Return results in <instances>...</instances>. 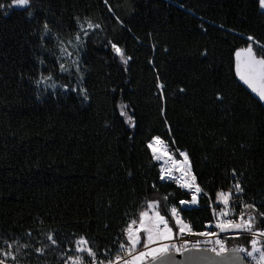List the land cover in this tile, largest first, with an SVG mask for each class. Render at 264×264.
Wrapping results in <instances>:
<instances>
[{
	"label": "trees",
	"instance_id": "trees-1",
	"mask_svg": "<svg viewBox=\"0 0 264 264\" xmlns=\"http://www.w3.org/2000/svg\"><path fill=\"white\" fill-rule=\"evenodd\" d=\"M77 18L101 25L80 53L88 102L34 83L50 71L60 86L77 83L73 70L59 72L57 41L49 37L42 48L40 40L47 20L66 42ZM249 35L264 44L258 0H32L30 8L0 11V246L19 238L32 245L20 264H61L73 233L101 251L115 250L113 242L147 199L172 194L167 204L177 207L190 199L174 181L159 180L147 148L157 135L188 153L213 200L239 179L242 199L264 212V101L235 75L234 52ZM109 39L131 57L127 65ZM120 102L134 127L120 115ZM240 199L232 205L238 213ZM181 214L193 230L204 229L212 221L208 197ZM49 231L60 247L36 254ZM250 239L244 234L227 244Z\"/></svg>",
	"mask_w": 264,
	"mask_h": 264
},
{
	"label": "snow or ice",
	"instance_id": "snow-or-ice-1",
	"mask_svg": "<svg viewBox=\"0 0 264 264\" xmlns=\"http://www.w3.org/2000/svg\"><path fill=\"white\" fill-rule=\"evenodd\" d=\"M31 2L32 0H11L10 5L0 3V11L6 8L27 9L31 7ZM104 2L107 4L108 0ZM258 4L259 8L264 10V0H258ZM109 11H112L111 7ZM28 16L32 17L33 12L28 11ZM117 20L123 24L119 17ZM98 29H101L99 23H93L87 18L81 22L77 18V31L65 42L52 33L45 20L40 33L42 48L45 47V40L49 37L57 41L59 54L55 55V63L59 72L71 76L70 70H74L77 76V83L71 86L61 85L62 91L77 93L82 97V102H88L90 97L87 89L82 86L84 70L81 67L80 53L85 49L90 35ZM247 40L249 43L246 47L237 48L234 52L235 75L253 93H256L261 101H264V44L251 35ZM107 44L119 57L120 62L127 65L131 57L125 54V50L111 39ZM73 52H75L74 58ZM38 63L45 65V60L38 58ZM34 83L38 87L44 85L45 88L53 90L57 87L51 71L47 75L41 72L39 79ZM157 88L162 89L163 85L158 83ZM180 91L183 92L184 89L181 88ZM216 98L218 101L223 99L219 93ZM117 107L120 109V115L125 117L124 122L134 127L133 116L126 111L128 105L120 102ZM161 111L163 114L164 110ZM165 123L167 124V121ZM172 143L174 144L175 141L173 140ZM147 148L151 152L152 160L160 162L159 180L174 181L178 188L190 194L191 198L181 199L179 208L175 204L170 206L167 204L172 194L165 195L162 198L163 203L161 199H147L142 209L134 213V218L130 219L122 229V238L113 242L116 245L115 250L105 247L101 251L99 245L93 244L85 235L76 236L73 233L74 239L68 241L59 253L61 264H181L176 259L177 255L184 257L183 264H264V228L258 227L260 222H264V212H261L255 203H248L242 199L245 189L239 179H235V183L227 190H217L213 200L210 193L205 192L197 182L186 151L176 148L175 153L182 158L177 159L175 153L169 149L168 143L158 135L147 142ZM232 176L236 177L235 169L232 170ZM152 187L156 188V184L153 183ZM201 196L208 197V207L211 208L212 218L215 220L214 226L218 231H212V225L209 223L205 226L208 230L195 232L192 225L181 216V211L185 208L198 207ZM235 197H241L239 201L241 210L238 217L229 218L234 214L232 205ZM220 233L230 234L228 238L231 239H239L247 234L251 239L247 244L228 247L227 239L220 238ZM25 235L31 237L32 230H28ZM189 236L197 239H187L186 237ZM200 237L203 240L199 239ZM45 239L47 242L41 240L40 246L34 247L36 254L44 255L46 251L60 247L55 233L49 231ZM202 244L204 247L201 246ZM30 247H32L30 243H22L19 238L11 242L4 240L0 246V264H8L9 261L12 264H20Z\"/></svg>",
	"mask_w": 264,
	"mask_h": 264
},
{
	"label": "built area",
	"instance_id": "built-area-1",
	"mask_svg": "<svg viewBox=\"0 0 264 264\" xmlns=\"http://www.w3.org/2000/svg\"><path fill=\"white\" fill-rule=\"evenodd\" d=\"M180 207V205L178 206V208ZM193 207H196V206H193ZM188 208H191V207H188ZM181 216H182V214H181ZM239 216V213L238 212H236L235 210H234V214H233V216L232 217H229V218H235V217H238ZM209 223H211V225H212V227H211V230L212 231H218L216 228H215V220L212 218V221H210V222H208V223H206L205 224V226L207 225V224H209ZM205 230H208L206 227H204V229H202V230H200V231H205ZM195 232H200V231H197V230H194ZM220 235V238H222V239H227L229 236H230V234H227V233H220L219 234ZM187 239H191V240H194V239H197V237H192V236H189V237H186ZM199 239H201V240H203V238L202 237H200ZM202 247H204V245L202 244L201 245ZM227 246H228V244H227ZM250 259V258H249Z\"/></svg>",
	"mask_w": 264,
	"mask_h": 264
},
{
	"label": "water",
	"instance_id": "water-1",
	"mask_svg": "<svg viewBox=\"0 0 264 264\" xmlns=\"http://www.w3.org/2000/svg\"><path fill=\"white\" fill-rule=\"evenodd\" d=\"M13 9H21V8H13ZM234 60H235V59H234ZM237 80H238L242 85H244L248 90L252 91L247 85H245L241 80H239L238 77H237ZM254 95H255L256 97H258V96L256 95V93H254ZM258 98H259V97H258ZM176 259H177L178 261H180L181 264H183L184 257H183L182 255H177Z\"/></svg>",
	"mask_w": 264,
	"mask_h": 264
},
{
	"label": "rangeland",
	"instance_id": "rangeland-1",
	"mask_svg": "<svg viewBox=\"0 0 264 264\" xmlns=\"http://www.w3.org/2000/svg\"><path fill=\"white\" fill-rule=\"evenodd\" d=\"M74 56H75V52H73V58H74ZM65 62H67V61H65ZM74 71V70H73ZM49 83H51V81L49 82ZM43 87H45L44 85H42ZM56 89H61V86L57 83V87H56ZM169 149L171 150V151H173L174 153H175V151L174 150H172L170 147H169ZM175 155H176V158L177 159H182L181 157H179V154L178 153H175ZM157 163V165H158V168L160 167V163L159 162H156ZM191 198V197H190ZM191 207H193V206H191ZM10 262V261H9ZM8 262V264H12V263H9Z\"/></svg>",
	"mask_w": 264,
	"mask_h": 264
},
{
	"label": "bare ground",
	"instance_id": "bare-ground-1",
	"mask_svg": "<svg viewBox=\"0 0 264 264\" xmlns=\"http://www.w3.org/2000/svg\"><path fill=\"white\" fill-rule=\"evenodd\" d=\"M250 236V235H249Z\"/></svg>",
	"mask_w": 264,
	"mask_h": 264
}]
</instances>
